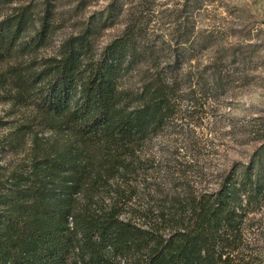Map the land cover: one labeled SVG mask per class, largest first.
I'll return each instance as SVG.
<instances>
[{
    "label": "trees",
    "instance_id": "trees-1",
    "mask_svg": "<svg viewBox=\"0 0 264 264\" xmlns=\"http://www.w3.org/2000/svg\"><path fill=\"white\" fill-rule=\"evenodd\" d=\"M208 2L0 0V264H264V116L219 132L244 71L193 63ZM228 132L253 149L213 167Z\"/></svg>",
    "mask_w": 264,
    "mask_h": 264
},
{
    "label": "rangeland",
    "instance_id": "rangeland-1",
    "mask_svg": "<svg viewBox=\"0 0 264 264\" xmlns=\"http://www.w3.org/2000/svg\"><path fill=\"white\" fill-rule=\"evenodd\" d=\"M158 1L165 3L159 9L166 11L179 6L183 0ZM172 18L168 12L160 14L156 18L157 27L159 25L162 27L157 32L163 33L162 29L166 28ZM197 20L199 28L206 32L211 31L217 42L203 51L193 63L211 59L218 45L231 47L228 52L235 49L237 55H241L240 61H243L239 67L244 71V80L242 77L240 83L236 84L234 97L227 99L219 110V114L225 118L219 132L225 135L230 130L229 126L233 120L240 127L250 122L259 124L262 121L261 117L264 116V0H211L199 12ZM121 27L116 26L107 30L100 41L101 45L112 39ZM8 111L9 104H0V117L11 119L12 117L7 115ZM228 133V139H223L222 143L217 141L218 154L212 163L213 167L233 159H247L253 149V144L242 145L240 141L234 140V136L240 137L239 132ZM220 143L223 145L219 146ZM255 216L256 224L246 232L247 242L244 244L246 252L264 250V209Z\"/></svg>",
    "mask_w": 264,
    "mask_h": 264
}]
</instances>
